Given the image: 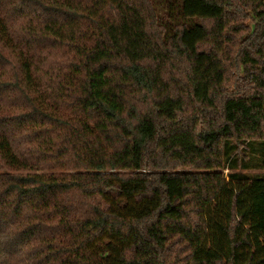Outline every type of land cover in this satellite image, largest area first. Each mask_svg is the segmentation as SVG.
Listing matches in <instances>:
<instances>
[{
    "label": "trees",
    "instance_id": "1",
    "mask_svg": "<svg viewBox=\"0 0 264 264\" xmlns=\"http://www.w3.org/2000/svg\"><path fill=\"white\" fill-rule=\"evenodd\" d=\"M0 264H264V0H0Z\"/></svg>",
    "mask_w": 264,
    "mask_h": 264
},
{
    "label": "rangeland",
    "instance_id": "2",
    "mask_svg": "<svg viewBox=\"0 0 264 264\" xmlns=\"http://www.w3.org/2000/svg\"><path fill=\"white\" fill-rule=\"evenodd\" d=\"M185 9L187 13L192 16L215 14L214 11L202 7L199 3H191L185 6ZM199 38H200V31L197 28H195L192 32H188L185 34L184 42L188 45L190 49H192L193 45L197 40H199Z\"/></svg>",
    "mask_w": 264,
    "mask_h": 264
}]
</instances>
